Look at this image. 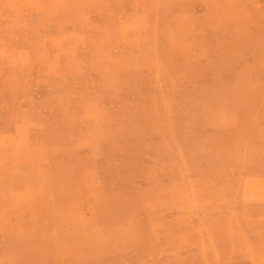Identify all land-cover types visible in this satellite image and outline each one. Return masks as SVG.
I'll return each mask as SVG.
<instances>
[{
    "label": "rangeland",
    "instance_id": "rangeland-1",
    "mask_svg": "<svg viewBox=\"0 0 264 264\" xmlns=\"http://www.w3.org/2000/svg\"><path fill=\"white\" fill-rule=\"evenodd\" d=\"M8 64L80 264H264V0H0Z\"/></svg>",
    "mask_w": 264,
    "mask_h": 264
},
{
    "label": "crops",
    "instance_id": "crops-1",
    "mask_svg": "<svg viewBox=\"0 0 264 264\" xmlns=\"http://www.w3.org/2000/svg\"><path fill=\"white\" fill-rule=\"evenodd\" d=\"M11 69L12 64L0 65V102L16 104L12 115L0 119V264H80L55 238L52 191L75 187L81 178L52 175L63 155L51 139L30 142L32 121L24 104L34 84L7 82ZM72 152L79 159L88 147Z\"/></svg>",
    "mask_w": 264,
    "mask_h": 264
}]
</instances>
